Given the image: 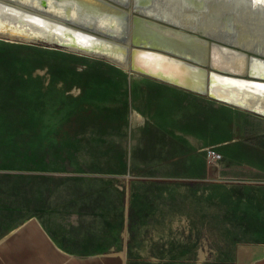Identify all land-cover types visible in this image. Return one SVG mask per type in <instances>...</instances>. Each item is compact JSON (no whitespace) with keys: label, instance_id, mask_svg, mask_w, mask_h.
Wrapping results in <instances>:
<instances>
[{"label":"crops","instance_id":"1","mask_svg":"<svg viewBox=\"0 0 264 264\" xmlns=\"http://www.w3.org/2000/svg\"><path fill=\"white\" fill-rule=\"evenodd\" d=\"M9 75L31 76L20 72ZM20 81L28 85L31 80ZM8 99L12 100L13 95L0 92V264H127L115 247L131 246L127 239L133 235V220L142 219L134 214L141 211L140 199L148 195L150 185L155 189L161 187L163 195L168 191L164 186L173 187L174 183L189 188L197 185L198 192L204 186L235 193L242 189L250 192L243 195L231 192L228 202L247 206L253 204L249 193L261 189L260 203L264 210V130L238 131L235 126L228 127V122L223 125L218 107L221 105L215 103L217 106L206 113L195 111L189 103L186 106L183 102L180 105L168 102L173 100L164 101L168 108L184 109V115L178 117L159 115L151 110L154 103L138 108L123 100L95 103L94 112L107 113V117L96 121L95 125L101 129L92 124L89 131V164L72 168L75 175L51 179L46 173L66 169L45 163L49 154L46 148L55 142H45L43 117L42 121L38 117L41 130L31 136L30 113L23 111L21 122L16 123L21 135L15 137L12 104L10 114L5 110ZM44 103L41 100L40 106ZM128 110L135 112L130 118L123 117L126 114L111 117L112 113ZM203 116L211 121L206 130L200 128ZM15 138L27 141L22 145L25 160L20 166L14 162ZM30 139L38 141L42 162L36 165L29 159L35 155L28 143ZM57 141L59 148L60 137ZM206 149L219 154L215 165L208 164ZM199 194L204 198L198 200L197 218L203 219L206 196L204 192ZM214 202L220 201L215 198ZM184 213L187 219L195 217L194 212ZM261 214L264 220V211ZM234 218L251 216L245 213ZM18 220L22 222L15 225ZM43 220L55 224L60 241ZM252 246L264 247V241ZM244 253L250 257V253ZM251 264H264V254Z\"/></svg>","mask_w":264,"mask_h":264},{"label":"rangeland","instance_id":"2","mask_svg":"<svg viewBox=\"0 0 264 264\" xmlns=\"http://www.w3.org/2000/svg\"><path fill=\"white\" fill-rule=\"evenodd\" d=\"M209 21L215 22V16ZM63 49L65 47L60 45L0 41V92L13 95L12 100H7L5 110L10 114L12 104L15 137L21 135V128L17 129L16 123L21 122L23 111L30 113L31 136L41 130L39 123L43 117L45 142H55V145H50V148L48 145L46 148L50 152L47 153L45 163L57 164L58 167L66 169L59 173H46L47 178L64 179L77 174L72 168H82L89 164V131L92 124L95 125L96 121L107 117V113L94 112L95 103L123 100L127 105L137 108L139 105L148 107L149 103H154L155 107L151 110H156L159 115L178 117L184 115V109L168 108L164 101L173 100L168 102L176 101L180 105L183 102L186 106L189 103L191 108L195 107V111L203 110L206 113L220 105L186 90L160 85L131 72H124L102 60L86 58ZM3 71L5 75H2ZM16 72L30 73L31 76L9 75ZM22 78H29L31 81L28 85H23L20 81ZM43 99L45 103L41 107ZM202 106L205 108H201ZM218 107H221L223 125L226 126L225 122H228V127L235 126L238 131L264 130V123L257 117L235 112L222 105ZM134 113L128 110L121 114L112 113L111 117L126 114L123 117L130 118ZM201 119L203 121L200 128L208 129L210 119L205 116ZM97 128L99 130L100 126ZM59 137L60 151L57 143ZM28 143L30 149L35 151V155L29 158L31 163H41L37 151L38 141L30 139ZM26 144L25 140L14 139L15 166L24 162L22 145ZM121 178L124 179L122 176ZM189 187L182 183H174L173 187L164 186L168 191L163 195L161 187L155 189L152 185L148 186V195L140 199L141 211L134 214L142 219H134L132 223V234L138 235L127 239V244L131 243L130 247H115L119 248L127 264H251L256 257L264 254V247L252 246L264 241L261 189L249 193L253 204L247 206L230 205L228 201L231 192L234 195H243L250 191L239 189L235 193L214 186H204L198 192L197 185ZM203 192L206 196L205 217L198 219V200L204 198L199 193ZM215 198L220 202L215 203ZM187 211L194 212V219L183 216ZM245 213L251 218H234ZM20 222L22 221L18 220L14 224ZM42 222L60 241L55 224L52 221ZM134 240L138 242L132 243ZM244 251L250 253V257L245 258Z\"/></svg>","mask_w":264,"mask_h":264},{"label":"bare ground","instance_id":"3","mask_svg":"<svg viewBox=\"0 0 264 264\" xmlns=\"http://www.w3.org/2000/svg\"><path fill=\"white\" fill-rule=\"evenodd\" d=\"M0 41L60 45L264 120V4L253 0H0Z\"/></svg>","mask_w":264,"mask_h":264},{"label":"built area","instance_id":"4","mask_svg":"<svg viewBox=\"0 0 264 264\" xmlns=\"http://www.w3.org/2000/svg\"><path fill=\"white\" fill-rule=\"evenodd\" d=\"M207 162L209 165H215L219 154L213 149H206Z\"/></svg>","mask_w":264,"mask_h":264},{"label":"snow or ice","instance_id":"5","mask_svg":"<svg viewBox=\"0 0 264 264\" xmlns=\"http://www.w3.org/2000/svg\"><path fill=\"white\" fill-rule=\"evenodd\" d=\"M253 3L264 4V0H253Z\"/></svg>","mask_w":264,"mask_h":264}]
</instances>
